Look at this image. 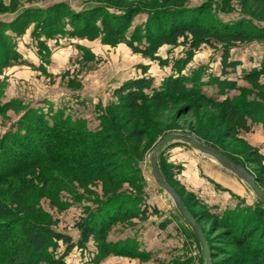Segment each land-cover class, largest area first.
Returning <instances> with one entry per match:
<instances>
[{
  "label": "rangeland",
  "instance_id": "rangeland-1",
  "mask_svg": "<svg viewBox=\"0 0 264 264\" xmlns=\"http://www.w3.org/2000/svg\"><path fill=\"white\" fill-rule=\"evenodd\" d=\"M59 1H65L70 9L76 11L97 1L103 2L111 12L120 13V9L135 5L141 9L133 16L122 40L111 44L104 43L102 33L97 30L85 36L70 35L65 31L70 28L65 16L55 21L52 28L39 25L40 19L37 18L29 19L18 28L11 26V21L23 8H45ZM205 1L211 3V9L222 20L243 19L256 26H264V0H0V32L11 36L13 51L16 52V57L0 68V82L4 87L2 102H8L7 106L0 108V134L14 129V124L27 107L43 106V110L48 107L51 111L64 108L66 113L84 118L90 129L97 127L98 114L106 113L108 107L116 130L121 131L127 143L135 148L126 159L128 164L114 167L109 174L47 166L44 168L49 174L48 182H42L46 175L39 169L29 176L25 189H21L17 179L0 184V197L9 198L14 204L34 201L54 228L69 233L74 239L77 232L73 224L111 194H132L138 198L135 202L139 207L145 204L158 209L147 220L127 218L115 222L108 235L115 240L133 234L138 239L140 250L148 252L149 256L131 258L107 254L95 263V247L90 241L82 250L72 249L66 257V264H159L173 259H179L183 264H204L192 230L151 174L150 152L167 132L190 134L244 164L251 174L259 175L252 151L256 149L262 155L264 164V75L250 81L242 79L240 74L241 68L249 70L259 64L264 55V41L231 44L232 57L241 61L234 75H228L238 76L236 87L227 94L215 86L205 88L217 99L211 104L203 103L197 96L158 103L143 102L138 115L133 116V113L119 107V99L113 94L117 85L142 74L150 76L153 84L157 85L162 78L177 70L175 60L183 58L189 50L190 35L180 37L175 44H164L150 54L131 47L129 40L133 28L142 26L147 8L171 4L194 6ZM94 19L99 22L97 16ZM133 44L138 48L145 43L134 41ZM219 47L220 43L216 41L213 45L204 41L199 43L181 71L188 75L198 69L218 73ZM226 96L229 99L223 100ZM229 104L236 105L239 115L234 116L228 109ZM140 116L145 119L139 120ZM134 129L144 130L146 139L130 138L129 134ZM158 156V162L172 171L181 184L175 188L181 193L182 200L201 218L208 239L217 245L213 262L231 263L240 251L226 241L213 239L220 230L215 231L212 219L206 218L204 209L194 205L190 196L204 200L216 211L254 205L258 198L244 182H241L242 192L236 193L203 173V187L199 190L187 187L182 178L184 175L192 176L196 169L201 173L221 167L188 144L170 142ZM131 169L135 170L133 174L129 173ZM261 188L264 190V185Z\"/></svg>",
  "mask_w": 264,
  "mask_h": 264
},
{
  "label": "trees",
  "instance_id": "trees-1",
  "mask_svg": "<svg viewBox=\"0 0 264 264\" xmlns=\"http://www.w3.org/2000/svg\"><path fill=\"white\" fill-rule=\"evenodd\" d=\"M140 9L141 6L135 5L120 9V13L111 12L103 2L97 1L76 11L70 9L65 1H59L45 8H23L11 21V26L18 28L29 19L37 18L40 19L39 25L52 28L55 21L58 22L65 16L70 25L65 31L70 35L85 36L97 30L102 33V41L111 44L122 40L133 16ZM145 13L147 16L142 26H135L131 33L129 44L134 49L150 54L164 44H175L180 37L190 35L191 40L186 55L175 60L177 70L162 78L157 85L153 84L150 76L142 74L123 81L113 89V94L119 99V107L133 113V116L138 115L137 111L143 102L158 103L197 96L205 104L213 103L217 100L215 95L208 94L205 88L215 86L221 93L227 94L236 87L238 76L234 78L228 75H234L241 61L232 57L231 44L264 41V26L259 27L243 19L222 20L216 16V12L211 9V3L207 1L194 6H156L147 8ZM96 16L99 18L98 23L94 19ZM134 41H144L145 44L135 48ZM203 41L211 45L213 41L220 43L218 73L205 72L204 69L193 71L190 75L182 72V68L193 55V49ZM14 57L16 52L13 51L11 36L0 32V68ZM260 74L264 75V55L258 65L249 70L241 68L240 77L254 81ZM3 93L4 87L0 82V108L8 105V102H2ZM228 99L226 96L223 100ZM228 109L234 116L240 113L236 105L229 104ZM140 119L145 118L140 116ZM129 137L144 140L146 134L144 130L134 129ZM134 149L127 143L121 131L116 130L108 107L106 113L98 114L95 129L88 128L84 118L68 114L64 108L51 111L48 107L43 110V106L27 107L14 124V129L0 134V184L17 179L21 189H25L29 184V176L37 173L39 169L46 175L45 178L42 177V182L46 183L49 174L44 167L47 166L83 170L98 175L109 174L116 166L125 167L128 164L126 159ZM252 157L259 172L258 176L253 175L257 184L262 187L263 158L256 149H253ZM230 159L239 163L231 157ZM160 168L172 187L181 185L164 164L160 163ZM134 171L131 169L129 173L133 174ZM176 191L181 196L177 189ZM190 198L194 205L204 209L207 219H212L215 231L220 230L213 239L226 241L240 251L239 256L233 257L231 263L223 264H264L263 202L256 199L254 205L221 208L216 211L204 200L192 195ZM136 199L138 200L132 194L116 193L99 201L93 209L88 210L84 218L73 224L77 232L74 239L69 233L54 228L34 201L14 204L9 198L0 197V264H66V257L72 249L82 250L90 241L95 247V263L107 254L145 258L149 253L140 250L138 239L133 234L115 240L108 237L115 222L127 218L143 221L158 212L157 208H150L145 204L139 207ZM183 202L200 224L208 242L211 264H215L213 258L217 245L208 239L201 218ZM159 264H183V261L173 259Z\"/></svg>",
  "mask_w": 264,
  "mask_h": 264
},
{
  "label": "water",
  "instance_id": "water-1",
  "mask_svg": "<svg viewBox=\"0 0 264 264\" xmlns=\"http://www.w3.org/2000/svg\"><path fill=\"white\" fill-rule=\"evenodd\" d=\"M173 141H180L185 144H188L193 149L212 158L222 168L230 171L239 180L247 184L251 192L263 203L264 190L257 184L254 175L251 174L243 164L234 162L227 155L223 154L219 149L197 140L194 136L190 134L179 132H167L163 134L158 140V142L155 144L149 155V163L152 177L154 181L169 195L179 215L186 223V225L189 226L192 230V233L200 246V252L203 263L211 264L208 242L204 236L200 224L193 217L190 210L183 202L181 196L167 182L158 162V155L161 150L168 143Z\"/></svg>",
  "mask_w": 264,
  "mask_h": 264
},
{
  "label": "crops",
  "instance_id": "crops-1",
  "mask_svg": "<svg viewBox=\"0 0 264 264\" xmlns=\"http://www.w3.org/2000/svg\"><path fill=\"white\" fill-rule=\"evenodd\" d=\"M213 168H214L213 172H201V173L196 169L194 171V175L192 176L184 175V177L182 178L185 180V183H187V187H192V188L194 187L199 190V188L203 187L205 184L204 183L205 179L203 181V178H202L203 174L211 175L213 178L219 181V183H221L223 186L230 188L231 191L236 192V193L242 192V189H243V186L241 184L242 181L239 180L235 175L229 174L226 169L221 168V167L220 168L213 167Z\"/></svg>",
  "mask_w": 264,
  "mask_h": 264
}]
</instances>
